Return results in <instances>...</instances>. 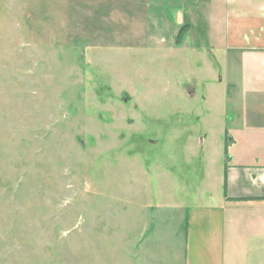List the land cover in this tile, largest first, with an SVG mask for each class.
<instances>
[{"label":"rangeland","instance_id":"374dc122","mask_svg":"<svg viewBox=\"0 0 264 264\" xmlns=\"http://www.w3.org/2000/svg\"><path fill=\"white\" fill-rule=\"evenodd\" d=\"M223 3L0 0V264H264V208L224 200L264 165V57Z\"/></svg>","mask_w":264,"mask_h":264},{"label":"crops","instance_id":"0c3cea01","mask_svg":"<svg viewBox=\"0 0 264 264\" xmlns=\"http://www.w3.org/2000/svg\"><path fill=\"white\" fill-rule=\"evenodd\" d=\"M221 26L225 46L228 50L244 51L253 57H264V0H224ZM262 55V56H261ZM227 198L225 201L246 203L254 209L256 215L261 214L264 208V165H237L227 169ZM243 199H236V198ZM236 206H233L235 209ZM260 210V212H259ZM247 217L244 218V220ZM241 220V219H239ZM225 213L219 210L214 228V247L219 248L224 230ZM252 229L248 237L264 238V222L256 227L248 223ZM257 228V234L255 233ZM213 232V229L211 230ZM254 232V233H253ZM215 256H218L215 254ZM212 264H217L215 260Z\"/></svg>","mask_w":264,"mask_h":264},{"label":"trees","instance_id":"16d2710c","mask_svg":"<svg viewBox=\"0 0 264 264\" xmlns=\"http://www.w3.org/2000/svg\"><path fill=\"white\" fill-rule=\"evenodd\" d=\"M188 24H184L182 27H181V29H180V31H179V33H178V40H180V37L182 36V34L183 33H185V31L188 29ZM224 195L227 197V198H229L228 196H227V169H226V167H225V175H224ZM236 199H243L242 197L241 198H236Z\"/></svg>","mask_w":264,"mask_h":264}]
</instances>
